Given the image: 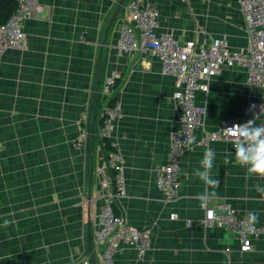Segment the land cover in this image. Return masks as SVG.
I'll use <instances>...</instances> for the list:
<instances>
[{"label": "crops", "instance_id": "obj_1", "mask_svg": "<svg viewBox=\"0 0 264 264\" xmlns=\"http://www.w3.org/2000/svg\"><path fill=\"white\" fill-rule=\"evenodd\" d=\"M119 1L39 0L38 17L23 22L26 47L2 57L0 264H100L96 232L106 199L96 172L103 157L98 136L114 97L120 115L110 143L123 158L126 180V194L115 207L152 239L142 257L122 245L115 264H264V235L242 254L230 231L204 224L201 207L204 200L209 206L228 202L242 217L257 213L254 224L264 227V194L256 191L264 179L245 180L232 143L201 144L207 133L244 116L255 93L246 70L222 68L207 81L208 91L197 93L196 104L206 108L204 123L180 159L179 195L167 203L155 168L168 164L172 134L180 129L176 96L183 88L163 74L151 50L118 51L124 9L113 16ZM140 1L158 11V36L170 32L180 43L198 45L225 36L232 50L247 45L239 0ZM113 74V97L98 103ZM209 147L216 153L211 174L220 184L209 189L214 196L202 199L205 185L194 172L203 170ZM172 213L178 220L170 219ZM5 220L12 223L5 227Z\"/></svg>", "mask_w": 264, "mask_h": 264}, {"label": "built area", "instance_id": "obj_2", "mask_svg": "<svg viewBox=\"0 0 264 264\" xmlns=\"http://www.w3.org/2000/svg\"><path fill=\"white\" fill-rule=\"evenodd\" d=\"M18 4L10 20L0 25V63L7 50L26 47L23 22L37 18L42 10L39 0H18ZM239 4L248 33L247 45L239 50H232L225 36L202 45L195 41L180 43L170 32L158 36L155 34L159 16L156 9L140 0H128L123 6L118 51L151 50L160 59L163 74L172 76L183 88L176 96L180 129L172 134L168 164L155 168L156 184L164 193L167 203H174L179 195L180 159L190 148L187 141L204 123L206 108L196 104L197 93L207 92V81L217 76L222 68H244L247 72L246 83L255 93L249 99L244 116L232 118L217 130L207 133L201 144L218 141L233 144L235 137L226 129L236 124L253 120L254 126H264V0H239ZM135 30L140 32L141 40ZM117 79L116 74L106 79L102 89L105 98L113 97ZM119 115L117 104L105 108L103 127L98 136L100 140L111 142L112 122ZM87 138L88 133L83 134L76 146L83 145ZM96 172L106 199L98 218L96 243L100 250L97 259L100 264H115V256L122 245L132 247L139 257L144 256L151 250V235L127 224L115 212L116 203L126 194L122 156L118 152L104 154L103 151ZM201 207L205 213L204 224L209 228L218 226L230 231L239 242V252L242 254L251 252L254 240L264 235V227L250 224L248 218L240 216L228 202L209 206L204 200ZM170 219L178 220V215L172 213Z\"/></svg>", "mask_w": 264, "mask_h": 264}, {"label": "clouds", "instance_id": "obj_3", "mask_svg": "<svg viewBox=\"0 0 264 264\" xmlns=\"http://www.w3.org/2000/svg\"><path fill=\"white\" fill-rule=\"evenodd\" d=\"M226 130L235 137L233 146L235 148L236 163L246 168L245 180L253 176L264 179V126H254V121L250 120L244 124H236ZM193 143H195V137L189 138L187 141L188 146L190 147ZM215 155L214 149L210 147L206 149L200 162L203 170L197 169L194 172V175L205 185L202 199L214 196L215 192H210L209 189H214L220 184V180L213 178L211 174ZM225 163H228V161L226 160ZM256 191L264 194V188L259 185H256ZM248 220L250 224H254L258 221V214L249 212ZM10 223L12 222L5 220L4 226L7 227Z\"/></svg>", "mask_w": 264, "mask_h": 264}, {"label": "trees", "instance_id": "obj_4", "mask_svg": "<svg viewBox=\"0 0 264 264\" xmlns=\"http://www.w3.org/2000/svg\"><path fill=\"white\" fill-rule=\"evenodd\" d=\"M18 7H19L18 0H0V25L6 24L10 20V18L13 16V14H15ZM103 99H105V97L99 95L98 103L103 101ZM115 105H116V98L114 97L111 99L107 107L112 108ZM100 142L102 144L104 154H109L110 152H113V151L116 152L114 146H112V144L109 141L100 140ZM115 212L118 215L116 207H115Z\"/></svg>", "mask_w": 264, "mask_h": 264}, {"label": "water", "instance_id": "obj_5", "mask_svg": "<svg viewBox=\"0 0 264 264\" xmlns=\"http://www.w3.org/2000/svg\"><path fill=\"white\" fill-rule=\"evenodd\" d=\"M126 1L127 0H120L119 1L118 7H117L116 12H115V14L113 16V20L119 15V13L121 12V10H122V8H123V6H124ZM94 140H95V136L92 137V145H93Z\"/></svg>", "mask_w": 264, "mask_h": 264}, {"label": "rangeland", "instance_id": "obj_6", "mask_svg": "<svg viewBox=\"0 0 264 264\" xmlns=\"http://www.w3.org/2000/svg\"><path fill=\"white\" fill-rule=\"evenodd\" d=\"M253 91V90H252ZM254 92V91H253ZM82 146V145H81ZM77 147H80V146H77Z\"/></svg>", "mask_w": 264, "mask_h": 264}]
</instances>
